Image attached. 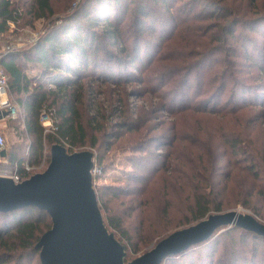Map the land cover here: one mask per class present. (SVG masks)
I'll return each instance as SVG.
<instances>
[{"label": "trees", "instance_id": "16d2710c", "mask_svg": "<svg viewBox=\"0 0 264 264\" xmlns=\"http://www.w3.org/2000/svg\"><path fill=\"white\" fill-rule=\"evenodd\" d=\"M204 1L194 20L198 21L196 26L210 23L214 33L223 35L214 39L218 51L227 58L223 71L195 86L190 79L196 62L181 70L186 72L182 85L160 95L164 97L162 107L175 118L169 127L170 136L163 133L150 138L149 142L163 141L161 144L147 146L143 140L127 138L142 132L150 120L143 111L138 121L123 116L114 128L124 131L99 129L104 139H113L101 149L99 138L95 134L90 139L87 129L96 117L84 122L78 106L87 92L84 86L94 81L120 86L131 81L126 68L151 66L155 59L144 43L145 36L152 33L162 41L171 39L168 28L172 31L181 25L180 16L186 13L182 9L187 5L194 9V0H0V34L28 16L42 19L61 15L32 46L12 50L3 59L10 94L25 110L20 123L23 130L13 127L22 141L10 151L6 146V158L24 173L25 164L34 166L41 160L46 145L62 144L70 152L96 148L94 159L100 173L93 176V186L106 229L125 248V264L131 262L129 252L139 253L176 231L239 205L264 220V131L253 127L258 120L264 121V14L254 13L260 9V0H248L244 10L232 9L218 0ZM179 52L174 58L160 55L158 61L176 63L195 58V54L186 57ZM231 65L248 72L231 74ZM33 69L30 74L28 70ZM169 75V80L175 79L179 72ZM160 86L162 90L164 85ZM192 88L195 94L189 92ZM43 108L56 110L53 133H45L40 122ZM188 114L197 117L193 121L196 134L203 138L189 141L183 135L177 124ZM120 140L115 154L143 153L130 158L135 172L126 181L132 182L99 185L97 181L115 155L109 154ZM23 147H27L26 153ZM160 149H166L164 154L157 152ZM238 177L250 183L247 192V185L231 182ZM233 187L242 197L235 202L227 200ZM175 219L179 224H173ZM180 222L182 227H178ZM51 228L50 215L36 207L0 212V264H41V250L36 245ZM222 229L224 232L219 233ZM162 264H264V237L239 226L220 227L207 241Z\"/></svg>", "mask_w": 264, "mask_h": 264}, {"label": "rangeland", "instance_id": "374dc122", "mask_svg": "<svg viewBox=\"0 0 264 264\" xmlns=\"http://www.w3.org/2000/svg\"><path fill=\"white\" fill-rule=\"evenodd\" d=\"M218 1L220 2V4L222 3L232 9L239 8L241 10H244V8H246V4L248 2V0ZM194 2V9H192L190 5H187L182 9V11L185 10L186 13L185 15L182 13V15L180 16L181 25L178 28H172V31L170 29L171 27L168 28L167 34H170V32L171 35L173 34L171 39H169L168 41H162L161 39L156 38L158 37V35H154L152 33H148L147 36H145V40L147 41H145L144 43L145 45L150 47V55L153 59H155V62H153L151 66L148 67L139 65V67L137 68H126V70H128L129 74L131 75L129 76L131 81L126 82L120 86H115L108 83L102 84V82L98 81L90 82L89 86H84V90L85 92H87L86 94H84L85 98L83 99V103L79 104L78 106L81 110V114L83 115V121L87 119L90 120V118L92 117H96V120H93L94 123L88 126L87 129L90 139L95 136V134L99 138V144L102 146L101 149H105L108 144L107 140H111L110 142H112L113 139L107 137H105L107 139H104L102 133L97 132L99 129L106 131L114 130L115 132H118L116 130L124 131V129L122 128H114L117 123H121L123 121V116H129L131 120L138 121L140 115L144 113L143 111L146 112L144 114L146 118L150 119L142 129V132H144L143 136L141 134L142 132H140L131 134L127 136V138H132L136 142L139 140H143L144 144H146L147 146L148 144H154L153 146L156 147L157 144H161L163 141L149 142L151 140L150 138H152L153 136H159L163 133L166 134V136H170L169 127L170 125H172L171 123L175 120V118H172L167 110L162 107V98L164 97H160V95H163L164 91L166 92L170 90V87L178 89V87L182 85L181 82H183V80L181 79L183 74H185L186 72L181 70L185 68L186 65H189L192 62H196L194 64L195 69L190 79L192 82L191 84L196 86V84L201 85L203 80H207L208 78H211L216 74H220L225 68V53L218 51V42L214 41V39L221 38L223 35H221V33L219 32L214 33L212 25H209L210 23H207L205 27L196 26V23L198 21L194 20V18L198 17L200 10L203 9L205 1L194 0ZM261 2H264V0H260V9H256V12L254 13L264 14V5H261ZM191 11V14L193 15H191L189 20H187ZM60 16L61 15L42 19H33L31 16H28L27 18H23V20L18 24H12L7 32L0 34V51L7 50L8 47H11V49L18 51L32 46L35 41L39 39L40 36L44 33L46 27L53 23V21H58V18ZM128 21L129 19L127 18V22ZM239 28L240 26H238L236 30L239 31ZM183 29L186 30L178 40V35ZM210 37L213 38L211 42L209 40ZM225 46H227V44H225ZM159 51L160 53H158ZM179 51L184 52L186 57H189L190 53L195 54V58L185 59L184 62L179 61L176 63L158 61L160 55L165 54V56L169 58H174L176 56V52ZM18 60L21 61V59ZM229 67L230 68L228 70H230L231 74L245 75L248 72V69L246 68L242 70H236L234 69V65H231ZM175 70L179 72V75L175 79L169 80V74H172ZM28 71L30 74H33V72H35L34 69ZM165 77L167 78L165 79ZM164 80L166 83H164ZM217 80H219V78ZM46 85L48 86V84ZM160 85H164L162 86V90H159L161 87ZM47 86L46 88L48 89ZM182 88H184V86H182L180 89ZM203 88L205 89L206 85H204ZM213 90L214 89H211V91L209 92H212ZM189 92H191V94L196 93L194 88H192ZM10 98L15 103L17 97L11 95ZM17 105L18 111L20 112L19 115H17V118L13 120H6L2 123V130H4L3 134L5 136L8 151H10L16 143L22 141V136H19L18 134L19 131L16 132L13 129V127L17 128L16 126H18L20 131L23 130L20 123L22 121V117L24 116L25 110L21 105ZM152 111H155V113L151 114ZM52 113L55 117L56 110L52 109ZM195 118L197 117L188 114L185 118L179 119V122L177 124L183 132V135L186 136L187 140L189 141L190 139L197 140L199 137L200 139L203 138L200 133L196 134L197 128H195V125L193 123ZM253 127L254 129H260L261 131H264V121L258 120L257 126L255 123V126ZM152 128H155V131H152ZM190 136L191 138H189ZM29 142L30 139H27L26 144H29ZM119 143H121V140L116 144L117 146L113 150V153H111V155L109 154V156H113L115 154L114 151L118 147ZM54 145H46L44 155L41 160H37L36 162H34V167L36 168L34 169V174H39L46 171L51 162V149ZM64 147L67 148L66 146ZM25 150L27 152V147L22 148V152H25ZM66 150L70 154L83 151H90L94 155L98 153L96 148L94 149L90 147H82L81 149H76L73 152L68 151V149ZM165 151L166 149H160L157 152L164 154ZM151 152H155L154 148L151 149ZM132 156H143V153H130V151L117 152L112 159V164H109L108 167H106L107 170L103 174V177L99 181H97V184L126 185L128 183H131L132 179H130L129 181L126 180L131 178L132 172H135L134 167H132L130 162V158ZM94 164L97 167V173L95 175L92 174V176H96L100 173V169L98 168L95 159ZM231 182L235 183L236 186L247 185V181L243 177H238L234 181L231 180ZM249 188L250 183L248 182V185L245 188V192H247ZM238 198H242L238 196V189L236 187L229 188L227 200L235 202V200H237ZM183 200L187 201L185 197L183 198ZM255 200L257 201L256 198ZM255 200H253V204L256 203ZM175 202L177 205H180L179 202ZM258 205L260 204L258 203ZM229 211H239L244 215H252L257 220L262 221V223L264 224V220H260L252 212V210L240 205ZM156 218H154V220H156ZM176 220L177 219L174 220L175 222H171H174L173 224L177 225L179 224V221ZM178 227H182L181 222ZM224 230L225 229L220 230L219 233L224 232ZM221 243L224 244L223 242ZM153 246L154 245L152 244L149 247L142 249L139 253H136L134 251L129 252L128 261H132L138 258L142 255V253L144 254L151 250ZM35 264L39 263L35 261Z\"/></svg>", "mask_w": 264, "mask_h": 264}, {"label": "water", "instance_id": "95a60500", "mask_svg": "<svg viewBox=\"0 0 264 264\" xmlns=\"http://www.w3.org/2000/svg\"><path fill=\"white\" fill-rule=\"evenodd\" d=\"M2 156L6 157L4 150ZM90 151L68 153L62 145L51 149L46 171L16 184L0 177V212L36 207L47 212L52 228L36 245L41 264H125L126 251L106 229L98 206ZM239 226L264 237V224L239 211L213 214L200 223L176 231L127 264H162L166 259L207 241L220 227Z\"/></svg>", "mask_w": 264, "mask_h": 264}, {"label": "built area", "instance_id": "2783aa9c", "mask_svg": "<svg viewBox=\"0 0 264 264\" xmlns=\"http://www.w3.org/2000/svg\"><path fill=\"white\" fill-rule=\"evenodd\" d=\"M14 49L8 47L7 50L0 51V177L9 178L14 183L19 184L32 175H34V166L25 164L24 173H20L17 164H11L6 157L2 156V152L6 150V140L2 131V123L6 120H13L19 115L18 105L10 98L9 81L3 66V59L8 52ZM40 122L44 127L45 133H53L56 130V118L52 110L43 108L40 112ZM91 173H97V167L94 164Z\"/></svg>", "mask_w": 264, "mask_h": 264}]
</instances>
